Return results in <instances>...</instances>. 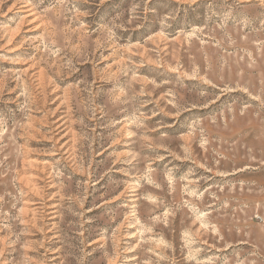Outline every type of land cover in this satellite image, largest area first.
Returning a JSON list of instances; mask_svg holds the SVG:
<instances>
[{
  "label": "rangeland",
  "instance_id": "374dc122",
  "mask_svg": "<svg viewBox=\"0 0 264 264\" xmlns=\"http://www.w3.org/2000/svg\"><path fill=\"white\" fill-rule=\"evenodd\" d=\"M0 264H264V0H0Z\"/></svg>",
  "mask_w": 264,
  "mask_h": 264
}]
</instances>
